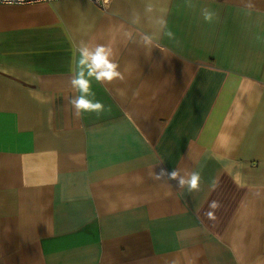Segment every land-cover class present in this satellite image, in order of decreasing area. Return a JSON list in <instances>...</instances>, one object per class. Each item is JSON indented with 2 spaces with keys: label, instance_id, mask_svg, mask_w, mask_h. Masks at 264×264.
<instances>
[{
  "label": "crops",
  "instance_id": "0c3cea01",
  "mask_svg": "<svg viewBox=\"0 0 264 264\" xmlns=\"http://www.w3.org/2000/svg\"><path fill=\"white\" fill-rule=\"evenodd\" d=\"M0 264H264V0L0 4Z\"/></svg>",
  "mask_w": 264,
  "mask_h": 264
},
{
  "label": "clouds",
  "instance_id": "9594fccd",
  "mask_svg": "<svg viewBox=\"0 0 264 264\" xmlns=\"http://www.w3.org/2000/svg\"><path fill=\"white\" fill-rule=\"evenodd\" d=\"M213 13L207 10L204 11V19L210 21L213 17ZM170 39H175L174 33L172 31H167L165 33ZM140 43L144 46H151L153 43V36L149 34H142L140 36ZM110 50H107L103 46H96L94 49L84 45L80 48V58L78 60V65H86L90 71L88 73L89 77H94L98 82L108 81L111 82L114 78L123 79L121 73L117 70V64L110 59ZM71 84L76 88L80 95L74 97L71 100L73 107L75 108V114L80 115L81 111H103L104 105L101 101L90 100L88 96H95V93L91 89L90 79H86L83 71H77L76 75L71 79ZM167 176L168 179L178 180L179 187H187L188 191H193L198 188L199 174L193 173L188 179L180 176L178 171L173 170L171 173H167L165 170H161L157 174L156 178H162ZM209 207L211 209H216L218 203L213 201L210 203ZM209 218H213V213L210 211L208 213Z\"/></svg>",
  "mask_w": 264,
  "mask_h": 264
},
{
  "label": "built area",
  "instance_id": "2783aa9c",
  "mask_svg": "<svg viewBox=\"0 0 264 264\" xmlns=\"http://www.w3.org/2000/svg\"><path fill=\"white\" fill-rule=\"evenodd\" d=\"M52 0H0V4H16V5H25V4H34L40 2H47ZM94 2L100 4L101 0H93Z\"/></svg>",
  "mask_w": 264,
  "mask_h": 264
}]
</instances>
